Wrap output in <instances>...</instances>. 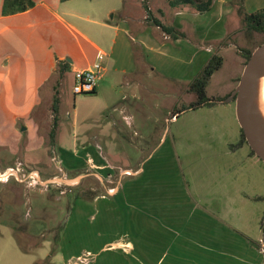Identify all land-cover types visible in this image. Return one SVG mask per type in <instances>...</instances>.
Wrapping results in <instances>:
<instances>
[{
    "label": "rangeland",
    "instance_id": "374dc122",
    "mask_svg": "<svg viewBox=\"0 0 264 264\" xmlns=\"http://www.w3.org/2000/svg\"><path fill=\"white\" fill-rule=\"evenodd\" d=\"M3 1L0 0V174H7L0 177V264H169L174 259L173 252L164 256V244L157 246L162 247L161 251L154 250L149 257L139 250L131 254L123 248L118 255L114 249H102L103 242L112 239L115 233L114 227L104 222L114 215L126 216L133 211L124 191L122 197L127 201L114 199L117 189L122 190L129 180L135 187L153 190L147 196L153 209L157 208L156 204L164 206V200L160 201L164 195L155 193L164 185L192 188L224 181V172L231 170L229 156L241 146L232 148L239 139L229 141L232 134L226 126L225 113L215 110L223 101L215 102L211 108L202 107V110L185 109L176 121L174 117L178 114L174 112L182 104L188 105L195 100V94L189 90L192 80L178 85L176 92H168L167 78L182 81V77L166 65L164 76L154 72L149 80L150 94L144 96L138 91L134 100L126 89L119 87L117 99L108 108L91 94L75 95L69 73L62 75L56 70L46 82L41 81L43 68L40 65L19 60L12 63L17 50L36 49L38 41L34 37L28 40L24 31L15 27L2 30L6 25L17 23L16 19L2 16ZM105 1L113 3L117 9L108 18L114 16L117 21L120 13L127 10L123 0ZM193 1L196 4L206 0ZM139 6L140 9L151 7L153 17L165 24L176 20L180 11L199 13L195 5L186 3L172 7L169 0H140ZM224 7V14L205 16L200 12L199 18L192 16L191 20V25L199 29L202 37L208 31L210 36L223 34L211 45V50L201 43L200 55L189 66L190 70L197 68L204 55L222 57L220 68L213 73L206 88L209 97H223L233 88L232 78L240 72L243 59L245 61L242 53L253 51L264 41V33L246 31L240 12V7L245 13L264 7L254 10L250 3L246 6L244 0H227ZM180 24L188 31L187 22L181 20ZM153 28L167 37L159 27ZM195 48L200 49L197 45ZM164 51L163 46L159 53H151V56L163 62L166 59ZM103 76L104 73L101 79ZM173 86H169L170 90ZM123 95H127L128 100L114 110L113 106ZM130 102L140 104L142 111L137 106L121 112L120 107ZM53 104H56L55 112ZM232 106L235 110L234 102ZM130 114L135 117L133 125L123 120L124 115ZM217 116L224 119V125L216 124L215 129L213 123ZM52 127L54 136L51 138ZM125 168L140 170L127 172ZM130 173L138 175L126 176ZM250 208H261L262 214L264 212V205L250 204ZM235 212L228 215V212L212 211L221 219L229 217L230 221L245 215L244 210ZM183 213L187 217L193 215L184 234L193 233L199 245H206L208 249L192 246L185 238L188 257L184 251L175 264H195L193 257L196 258L199 251L206 254L202 264H225L235 260L227 254L232 250L229 245L226 251L228 243L214 240L218 230H224L215 224L221 225L224 220H216L198 210ZM201 218L207 224L203 225L204 229L198 224ZM208 220L215 224L210 227ZM263 224L262 219L260 238L250 243L247 264H264ZM212 230H217V235ZM128 240L127 236L120 237L115 243ZM113 246L118 247V244ZM232 254L241 257L245 251Z\"/></svg>",
    "mask_w": 264,
    "mask_h": 264
},
{
    "label": "crops",
    "instance_id": "0c3cea01",
    "mask_svg": "<svg viewBox=\"0 0 264 264\" xmlns=\"http://www.w3.org/2000/svg\"><path fill=\"white\" fill-rule=\"evenodd\" d=\"M123 1L127 3V10L120 13L117 21L114 20V16L108 18V15L111 12L115 13L117 9L113 6V3L105 0H33L34 5L23 12L2 15L5 18L17 20L15 25H6L2 30L15 27L20 31H24L23 34L28 40L30 37H34V40L38 41L36 49L32 47L29 50L26 47V49L17 50L16 54L13 55L14 60H12V63L19 60L40 65L43 68L41 81L46 82L56 72L59 61L68 63L69 68L65 73L71 74L73 79L75 71L90 68L97 61L98 54L102 53L101 64L104 68V76L95 91L88 94L101 101L105 108L110 107L117 99L116 92L119 87L126 89L128 95L134 100L137 99L138 91L144 96L150 94L151 85L149 80L154 72L164 76L165 65L169 69L173 67L172 72L176 70L178 76L182 77H179L182 81L164 77L168 80H166L168 92H176L175 88L178 85L193 81L211 57V55L210 57L204 55V60L198 63L197 68L190 70L189 66L195 62V58L200 55V50L203 48L201 43L204 42L203 46L208 45L209 48L207 49L211 50V45L218 38L223 37L222 32L210 36V31H208L202 37L199 29L191 25V20L195 16L199 18L201 13L180 11L177 12L178 15L176 14V20L166 25L175 27L182 35L173 38L164 32V35H167L165 37L156 33L153 28L154 25L150 21H146L147 12L145 6L140 9V0ZM226 2L227 0H212L209 10L203 14L205 16H214L220 14L219 12L224 14L226 12L224 7ZM249 3L254 10L264 7V0H244L246 6ZM147 8L151 9L149 6ZM181 20L189 24L188 31L183 30L182 24H180ZM209 39L211 42H208ZM195 45L200 47L199 51L198 48H195ZM163 46L167 52L164 51L166 59L161 62L162 60L153 58L151 53H159L158 51ZM207 49L205 48L206 51ZM7 57L11 59V55ZM244 65L245 61L243 59L240 72L232 78L233 88L223 95V103L217 104L220 107L215 109H221L225 113L224 118L228 124L226 126H229L232 134L229 141L240 137V126L236 116L234 117L235 110L232 106L234 98L232 94ZM6 72L9 74V70H6ZM170 85H174L173 90H170ZM127 97V95H123L121 101L115 104L113 109H118L119 104L128 100ZM129 104H123L120 107L122 108L121 112L137 106L142 111L140 104L135 102ZM196 110H202V107ZM183 112L184 110L178 112V116H175L174 119L176 118L177 121L179 114ZM216 118L218 119L213 123L215 129L216 124L221 125L222 123L224 125L223 118L220 116ZM134 119L135 117L131 114L123 116L125 124L128 125H133ZM229 158L231 159V170L224 172L225 183L222 181L223 184L216 182V185L191 186L192 188L164 185V188L155 189V193L158 192L164 195V198L160 200L161 203L164 200V206L156 204V209L152 208L153 203L147 197L153 191L151 188L135 187L133 184H129L132 182L131 180L125 182V187L123 186L122 190L117 189L114 199L126 200L125 197H122L124 191L127 200L131 206L133 205V211L126 216L114 215L112 219L104 222L105 225L113 226L115 233L112 239L103 242L101 248L114 249L115 252L119 253L118 255L122 254L120 250L123 248L127 250L125 252L130 251L131 254L133 251L139 250L144 256L149 257L153 255L154 250L156 252L161 251L162 247L159 249L157 246H163L164 244V256L172 250L174 259L169 261V264H175L176 258L181 257L184 251V255L188 257L186 253L188 246L184 243L185 238L188 243H192V246L202 250L208 249L206 245H199L200 242L195 240L192 236L193 233H190V235L184 234L187 232L186 228L193 215L191 213L187 217L183 212L198 210L211 215L216 220L225 221L219 225V223H211L208 220L210 227L215 224V226L224 229H219L218 235L216 234L217 230H212L217 235L214 240L228 243L226 251L229 249V245L232 248L227 254L235 260L233 262L226 261L225 264H247L250 243L259 240L260 220H264V212L262 214L261 208H250V204L264 205V199L256 200L257 196H264V163L256 155H252L250 148L245 144ZM125 169L127 172H130V170L139 172L140 170ZM135 175H138V173H130L126 176ZM227 182L228 184H226ZM127 184L129 185L127 186ZM243 210L244 217L232 218V221L229 217L226 219V216H224L225 218L221 219L212 213V211H223L224 213L228 212L229 215L230 213L234 214L235 211ZM158 214L160 215L159 218ZM198 224L202 229H204L203 225L207 226L203 223L202 218ZM126 236L129 238L128 241L115 243L120 237ZM209 239L211 240V237ZM162 240L164 243L161 242ZM170 240L171 242H169ZM116 244H118V247L113 246ZM233 251H245V254L240 257L232 254ZM197 254L196 258L193 257V261H195V264H202V261L206 259V254L203 251H199ZM184 255L183 257H185ZM168 256L167 254L166 257Z\"/></svg>",
    "mask_w": 264,
    "mask_h": 264
},
{
    "label": "trees",
    "instance_id": "16d2710c",
    "mask_svg": "<svg viewBox=\"0 0 264 264\" xmlns=\"http://www.w3.org/2000/svg\"><path fill=\"white\" fill-rule=\"evenodd\" d=\"M66 1V0H63ZM190 3L192 5H195L196 9L199 12H205L208 11L210 8V5L212 3V0H206L202 3H194L193 0H169V5L172 7L178 6L180 4H186ZM34 5L33 0H4L3 1V7H2V15H10L18 12H23L27 10L28 8L32 7ZM148 21H150L154 26H158L163 32L170 35L173 38H178L179 35H182V33L178 32L175 27L171 25H166L163 22H161L159 19L153 17L150 10L145 6ZM242 11L243 14V22L245 24V29L248 32H259L264 33V8L258 9L255 12L252 13H245L243 12L242 8L240 7V12ZM264 42V41H263ZM252 51H244L243 56L245 57V63L248 60L250 54ZM222 64V57H220L218 54H213L208 63L205 65V67L201 70L200 74L196 76L193 81L190 84L189 90L195 94V100H193L188 105H183L181 109H178L174 112V115H176L181 110L185 109H197L203 106H213L215 102L222 101L224 97H209L207 95L206 88L209 84V81L213 75V73L220 68ZM68 63L66 61H59L58 62V72L63 75L65 71L68 70ZM53 111H56V104H53ZM173 115V116H174ZM56 120V117H54L53 121ZM51 138L54 136V127H52L50 131ZM243 144H247L245 136L243 134L242 129L240 128V137L237 142V144L232 145V148L234 147H240ZM249 147V146H248ZM250 153L252 155H255L254 152L250 149ZM257 199H264V196H259ZM264 227V224L262 225Z\"/></svg>",
    "mask_w": 264,
    "mask_h": 264
},
{
    "label": "water",
    "instance_id": "95a60500",
    "mask_svg": "<svg viewBox=\"0 0 264 264\" xmlns=\"http://www.w3.org/2000/svg\"><path fill=\"white\" fill-rule=\"evenodd\" d=\"M263 68L264 42L251 52L232 97L235 103V116L243 131L247 145L264 163V126L259 124L253 102V92Z\"/></svg>",
    "mask_w": 264,
    "mask_h": 264
},
{
    "label": "built area",
    "instance_id": "2783aa9c",
    "mask_svg": "<svg viewBox=\"0 0 264 264\" xmlns=\"http://www.w3.org/2000/svg\"><path fill=\"white\" fill-rule=\"evenodd\" d=\"M102 58V53H99L97 61L90 68L74 72L72 91L75 95L88 94L95 91L104 73V68L101 64Z\"/></svg>",
    "mask_w": 264,
    "mask_h": 264
},
{
    "label": "bare ground",
    "instance_id": "6f19581e",
    "mask_svg": "<svg viewBox=\"0 0 264 264\" xmlns=\"http://www.w3.org/2000/svg\"><path fill=\"white\" fill-rule=\"evenodd\" d=\"M253 102L259 124L264 126V68L261 70L257 79L256 87L253 92ZM10 171H13V169ZM6 174L7 173L3 175L0 174V177Z\"/></svg>",
    "mask_w": 264,
    "mask_h": 264
}]
</instances>
